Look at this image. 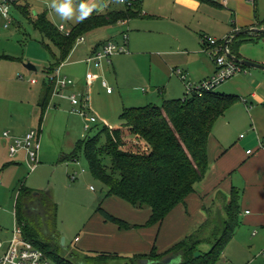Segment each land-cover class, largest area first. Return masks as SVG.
<instances>
[{"label": "rangeland", "instance_id": "rangeland-1", "mask_svg": "<svg viewBox=\"0 0 264 264\" xmlns=\"http://www.w3.org/2000/svg\"><path fill=\"white\" fill-rule=\"evenodd\" d=\"M27 5L30 15L23 11ZM120 6L123 5L116 0H24L10 10L11 21L8 27L4 26L5 21L0 18V177L2 179L0 226L3 231L6 230V239L10 240L16 223L14 216L16 191L24 183L26 187L37 190L36 193L51 192L52 199L57 206L56 216L53 223L44 222L43 229L46 230L45 235L52 240L53 244L60 246L59 253L62 256L84 263L83 259L86 257L96 258L110 255L109 258L103 259V264H152L155 261L150 259L149 255L156 247L159 262L180 264L182 261L180 256H166L165 253L195 228L193 216L188 224L185 223V226L183 225L177 232L174 230L173 234H165L166 227L160 233V226H147L148 219L131 223L127 219L130 218L129 210L120 206L128 205L130 207V204L118 197L108 196V188L91 174L88 161L82 150L78 151V161H61V156L73 154L85 135L93 137L104 126L120 127V114L126 106L140 107L137 105L144 102L142 89L149 88L148 82H142L143 79L140 77H147L151 73L155 74L156 70L150 63L152 53L137 54L133 58H130L129 54H116L111 58L113 64L108 66L102 64L104 69L102 80L107 81L114 93L109 95L102 87L101 80L95 82L91 94L93 109L92 112H89L98 121L92 125L89 132L84 130L85 119L70 112L71 106L65 99L53 97L52 103H59L58 108L55 109L52 104L42 123L40 114L34 116V111H32L34 110L31 106L32 102H35V109L38 111L39 97L45 85L49 84L47 72L55 63L56 56H59L58 48L35 26L36 17L45 14L54 26L60 29V26L63 25L66 30H71L82 19L92 14L106 13L110 8L116 9ZM258 6L264 12V0H258ZM143 13H145L144 9ZM126 26L127 24L105 26L96 30L94 33L97 34L94 35L101 36L106 31L105 34L108 38H114L121 43L124 35L127 34L130 42L132 32L130 28L126 29ZM88 36L93 37L91 34H87L85 38L87 39ZM247 49L250 52L263 55L264 38L259 43L249 44ZM148 50L151 52L153 49ZM201 50L204 51L203 46ZM29 65L39 67V70H31ZM67 65L64 66L63 73L67 69ZM177 69H181V67ZM259 71L264 74V70L247 67L246 72H241L228 79L217 86L214 91L244 95L245 89L239 93L234 91L233 82L239 78L250 80L249 73L255 75ZM33 78L38 81L37 84L31 83ZM130 97L141 100L130 101L132 99ZM162 104L163 102L159 105ZM249 110L251 111V108ZM250 114L256 118V131L263 138L264 106L258 107ZM29 117L31 122L29 130L35 129L39 132L41 143L39 164L34 171H30L28 163L24 160L22 163L14 164L17 157L10 156L6 147L8 139L4 137V132L12 131L11 124L17 122L23 127ZM244 117L245 123L249 126L247 128L237 125L230 126L227 131L231 140L246 141L253 133L250 115ZM127 138L131 143H135L134 136L127 134ZM105 164L110 165L109 157L105 158ZM82 170H84L83 173H81ZM72 172L80 173L78 180L70 179L69 175ZM238 176V174L237 177L234 176V180L237 178L240 181ZM225 198L227 196L222 194L220 205L218 203L210 204L212 200H205L204 204L213 205L215 213L224 217L222 205ZM99 208L128 221L133 227L128 230L119 229L115 223L105 219ZM135 211L144 214L143 210ZM118 231L120 237L116 236ZM77 237L80 241H76ZM210 248L211 245L207 243L199 246L201 252H207ZM225 250L226 254H223L215 264H264V238L261 235L253 237V233L247 228H242ZM73 255H76L75 258L72 257Z\"/></svg>", "mask_w": 264, "mask_h": 264}, {"label": "trees", "instance_id": "trees-1", "mask_svg": "<svg viewBox=\"0 0 264 264\" xmlns=\"http://www.w3.org/2000/svg\"><path fill=\"white\" fill-rule=\"evenodd\" d=\"M23 11L30 15L28 5ZM143 16L142 1L136 0L131 5L82 19L68 35L54 26L45 14L36 17L35 26L59 50V56H56L55 63L47 72L49 84L45 85L39 103L41 123L55 96L53 73L69 58L77 39L95 28ZM259 36L263 38L264 33ZM250 41L254 39L240 33L237 39L230 41L229 50L239 57V47ZM239 101L241 98L238 95L215 91L199 95L192 92L184 98L165 100L162 105L124 108L120 114V127L104 126L93 137L85 136L73 154L61 156V161H78V151L82 150L91 174L108 188V196L118 197L136 209H150L146 225L161 226L177 206L186 205L187 198L196 192L197 186L206 178L211 169L208 143L214 126ZM127 134L134 136L135 143L128 140ZM106 157L110 158L109 166L105 164ZM16 192L15 217L23 237L41 248L56 264H103V259L110 257H86L83 263L62 256L60 246L54 245L43 229V223H53L56 216L57 206L51 192L35 194V190L24 183ZM99 210L106 220L115 223L119 229L133 227L128 221L102 208ZM222 211L224 217L207 208L205 222L168 249L165 255L180 256V264L218 262L241 225V191L238 188L232 187L230 201L223 205ZM203 243L211 245L209 251L201 252L199 246ZM197 251L201 252L199 258L195 257ZM158 256L154 247L149 255L155 261L152 264H163L158 261Z\"/></svg>", "mask_w": 264, "mask_h": 264}, {"label": "crops", "instance_id": "crops-1", "mask_svg": "<svg viewBox=\"0 0 264 264\" xmlns=\"http://www.w3.org/2000/svg\"><path fill=\"white\" fill-rule=\"evenodd\" d=\"M122 7L120 6L116 9ZM103 8L105 7L103 6ZM142 8L145 12V16L143 17L106 25L107 27H112L117 24H127L126 29H131L132 38L128 44L129 52L123 54H129L130 58H133L137 54L148 55V53H152L150 55V63H152V66L157 71L155 70V74L151 73L147 77H140L143 79L142 82H148L149 88L142 89L144 102L137 106L148 104L159 105L165 100L184 98L188 93V83L195 86L216 73L217 65L214 58L209 53L201 50L203 46H201L202 38L205 35L222 40L229 37L237 39L241 33L245 37L247 36V38L254 39V41L245 42L239 47L238 58L264 65V54L250 52L247 49L249 44L259 43L264 37L259 38L260 33L245 32L250 29L264 28V23H262L264 12L259 8L258 0H143ZM102 27L87 32L85 36L87 34L93 36H88L90 42L87 40L88 38H85L82 44L73 49L71 55L66 60L67 62L65 61L63 68L65 65H68L64 73L62 68V74L73 79L75 82V85L66 91L67 95L85 89L88 72L99 74L100 78L95 82L101 80L102 85L103 66L113 64L111 60L110 62L103 63L101 67H95L84 62L85 58L102 43L107 41L118 42L113 37V39L108 38L105 34L106 31L101 36L94 35L97 34L94 32ZM148 49L153 50L148 52L150 51ZM178 67H181V69H177ZM178 70L185 76L184 79L177 73ZM259 70L263 71V69ZM248 77H251V79L239 78L233 82L232 88L234 91L239 93V91L245 89L244 95H238L241 101L231 106L214 126L208 143V154L211 163L210 171L200 183L201 185L196 188V192L187 198L186 205L181 204L177 206L161 226L158 225L161 227L160 233L164 227L167 229L165 234H173L174 230L176 232L179 231L183 225L185 226V223L188 224L192 220V216L195 219V228L191 230V233H193L207 219V208L214 210L213 205H216V203L220 205L222 194L227 196L226 200H223V205L228 203L231 198L232 187H236L241 191V225L236 230L233 239L242 228L249 229L253 233V237L261 235L264 238V137H260L256 131V118L250 114L251 111L264 106V74L259 71L253 75L250 72ZM95 82L90 88L91 94ZM31 83L37 84L38 81L36 80L35 83ZM113 93L112 91L108 94L112 95ZM42 95L43 91L37 102L38 111L35 109V102H32L31 106L34 109L32 110L34 111V116L40 114L39 103ZM54 97L59 96L55 95ZM59 98L67 100L72 110L73 105L68 98ZM140 100V98L130 99V101ZM52 104L55 109L58 108L59 103L54 102ZM126 108L128 107L126 106ZM250 108L251 111L249 110ZM92 109L91 98L89 111L92 112ZM245 115H250L251 117L253 133L246 141L231 140L228 137L227 131L230 126L237 125L244 126L245 128L249 126L245 123ZM25 124L23 127L17 122L11 124L12 131H10V134L19 137L24 136L31 126L30 117L26 119ZM7 139L6 147L8 148V143L11 142V139ZM2 147L4 148V146ZM14 157H17L14 164L22 163L23 160L27 162V155L24 150L18 152ZM237 174L239 175L238 178L240 177L241 179L240 181L237 178L234 180V176L237 177ZM36 191L35 194H38L39 192L36 193ZM16 198L17 192L14 201V216ZM205 200H212L210 204L213 203V205L204 204ZM120 206L129 210L130 218L127 219L131 223L134 221H144L150 217L151 212L148 208L136 209L131 205L130 207L128 205ZM108 207L109 205L107 209ZM135 210H143L144 214L138 213ZM138 218L141 219L137 220ZM113 231L116 232L115 229ZM5 234L6 230L3 231V228L0 226V239L8 241L9 239H6L7 236ZM119 234L120 232L118 231L116 236L120 237ZM76 241H80L78 237ZM223 254H226V250Z\"/></svg>", "mask_w": 264, "mask_h": 264}, {"label": "built area", "instance_id": "built-area-1", "mask_svg": "<svg viewBox=\"0 0 264 264\" xmlns=\"http://www.w3.org/2000/svg\"><path fill=\"white\" fill-rule=\"evenodd\" d=\"M22 1L24 0H0V17L5 21V27H8L11 21L10 10L16 4H19ZM116 1L124 6L131 5L136 0ZM60 30L67 35L71 32L66 30L63 25L60 26ZM128 40V35L125 34L122 43L107 41L98 49L93 50V52L85 58L84 62L95 67H101L103 63L110 62L114 55L128 53ZM231 40V37L221 40L209 35L203 36V49L214 58V61L217 65V71L212 77L195 86L188 83V93L196 92L199 95H202L206 92L214 91L217 86L224 83L228 79H231L241 72H246V68L229 58L227 55V53H230L228 45ZM84 41L85 36L79 37L76 41L75 47L82 44ZM64 63L55 69L52 76V78H55L56 81L55 95L62 98H68L71 101V104L73 105L71 112L78 114L85 119L84 130L85 132H89L92 128V125L98 121V119L94 115H90L89 112L91 100L90 88L93 83L100 78V75L94 72H88L86 75L85 89L83 91H75L67 95L65 90L73 87L75 82L73 79L62 74ZM177 73L182 79L185 78V76L181 74L180 70H178ZM31 82L35 83L36 80L33 79ZM102 85L106 88L108 93L113 91L106 80H102ZM4 136L11 139V142L8 146L10 156L14 157L18 152L24 150L27 155L29 169L30 171H34L39 164V153L41 148L39 132L35 129H31L24 136L19 137L13 136L9 131H6L4 132ZM249 153H251V151H249ZM83 172L84 170H82L81 173ZM79 174L80 173L78 172H72L69 177L72 181H76L78 180ZM1 183L0 177V185ZM0 264L56 263L51 260L41 248L35 246L32 242L26 240L23 237L22 229L16 221L12 238L8 241H3L0 239Z\"/></svg>", "mask_w": 264, "mask_h": 264}, {"label": "water", "instance_id": "water-1", "mask_svg": "<svg viewBox=\"0 0 264 264\" xmlns=\"http://www.w3.org/2000/svg\"><path fill=\"white\" fill-rule=\"evenodd\" d=\"M245 32H256V33H264V28H261V29H258V28H255V29H250L248 31H245ZM243 32V33H245ZM233 38V37H231ZM228 57L231 58L232 60H234L235 62L239 63V64H242L246 67H252V68H259V69H263L264 70V65L262 64H259V63H256V62H253V61H249V60H246V59H240L238 57H236L235 55H233L231 52L230 53H227ZM31 70H39V67H36V66H33V65H29L28 66ZM62 243L64 244V240L62 241ZM196 257H199L201 255L200 252H196Z\"/></svg>", "mask_w": 264, "mask_h": 264}, {"label": "clouds", "instance_id": "clouds-1", "mask_svg": "<svg viewBox=\"0 0 264 264\" xmlns=\"http://www.w3.org/2000/svg\"><path fill=\"white\" fill-rule=\"evenodd\" d=\"M65 11H66V9H65Z\"/></svg>", "mask_w": 264, "mask_h": 264}]
</instances>
